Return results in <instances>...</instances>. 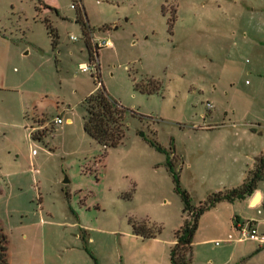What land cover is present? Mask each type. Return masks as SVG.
I'll list each match as a JSON object with an SVG mask.
<instances>
[{"label":"rangeland","instance_id":"374dc122","mask_svg":"<svg viewBox=\"0 0 264 264\" xmlns=\"http://www.w3.org/2000/svg\"><path fill=\"white\" fill-rule=\"evenodd\" d=\"M96 82L126 110L106 150L83 129ZM187 205L207 207L190 264H264L238 242L264 235V0H0L7 264H172Z\"/></svg>","mask_w":264,"mask_h":264},{"label":"trees","instance_id":"16d2710c","mask_svg":"<svg viewBox=\"0 0 264 264\" xmlns=\"http://www.w3.org/2000/svg\"><path fill=\"white\" fill-rule=\"evenodd\" d=\"M76 6L77 5L74 7ZM80 22L83 27H85V24L82 21ZM48 28L51 30V36L54 38L53 42L55 43L56 35L54 34V29L50 25H48ZM88 48L90 50V58L93 61L95 59L89 45ZM96 87L97 90L89 94L83 102L85 110L83 129L84 132L102 146L104 150L115 148L123 142L125 133L128 130L125 120L126 110L110 99L102 84L96 82ZM250 190L251 188L247 185H242L240 188L234 189L226 194L219 193L213 198H210L208 202L214 203L223 200L232 201L242 198L243 195L250 192ZM184 198L188 199V196L185 195ZM206 208L207 207H199L195 209L188 205L185 207L189 218L185 220L183 226L175 232V244L171 250L172 264H190V254L193 237L197 229V219ZM0 264H7V242L1 227Z\"/></svg>","mask_w":264,"mask_h":264},{"label":"built area","instance_id":"2783aa9c","mask_svg":"<svg viewBox=\"0 0 264 264\" xmlns=\"http://www.w3.org/2000/svg\"><path fill=\"white\" fill-rule=\"evenodd\" d=\"M71 40L73 42H76L77 41V38L76 37H71ZM102 46H108L110 47L111 46V43L110 42H105L103 43ZM94 69H97V66L94 65ZM81 70L83 72H91V68L88 67L87 65H84L82 64L80 66ZM57 124H61V120L60 119H57L56 121ZM239 240H247V241H252V242H255V243H258L260 245H264V235L263 234H259L258 231L253 228V226L251 224H248L246 225L245 227H241L240 228V239Z\"/></svg>","mask_w":264,"mask_h":264},{"label":"crops","instance_id":"0c3cea01","mask_svg":"<svg viewBox=\"0 0 264 264\" xmlns=\"http://www.w3.org/2000/svg\"><path fill=\"white\" fill-rule=\"evenodd\" d=\"M68 122H69V121H68ZM253 200H254V197L252 198V200H251V202H250V205H251V206H256V205L259 203V201H258L257 203H254ZM238 242H244V241L238 240ZM254 243H255V242H254Z\"/></svg>","mask_w":264,"mask_h":264},{"label":"water","instance_id":"95a60500","mask_svg":"<svg viewBox=\"0 0 264 264\" xmlns=\"http://www.w3.org/2000/svg\"><path fill=\"white\" fill-rule=\"evenodd\" d=\"M259 201V195L257 194L253 200L254 203H257Z\"/></svg>","mask_w":264,"mask_h":264}]
</instances>
